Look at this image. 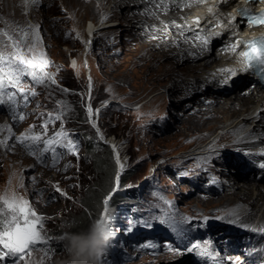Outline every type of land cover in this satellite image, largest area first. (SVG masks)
Masks as SVG:
<instances>
[{
	"label": "rangeland",
	"instance_id": "rangeland-1",
	"mask_svg": "<svg viewBox=\"0 0 264 264\" xmlns=\"http://www.w3.org/2000/svg\"><path fill=\"white\" fill-rule=\"evenodd\" d=\"M23 2L29 5L21 11L25 21L11 24L0 15V54L8 56L13 51L8 36L27 41L38 37L39 50L49 64L43 75L37 71L39 82L27 75L29 70L22 69L17 95L13 97L9 92L2 97L0 195L28 200L38 216H46L42 235L52 237L54 245L53 255L45 257L43 252H33L26 257V264H68L67 238L74 230L71 224L87 209L89 200L98 207L100 200L94 194L99 189L110 193L117 190L123 197L134 195L135 200L123 201L131 202L128 209L132 212L122 204L107 218L114 237L106 242L98 264H203L204 258L209 260L203 256L206 254L192 249L189 243L196 237L205 239L216 234L228 241L217 250H225L224 257H233L227 246L235 240L248 243L249 239L238 236L246 228L210 215L209 206L217 202H208L202 196L219 195L214 193L216 189L204 191L193 160L182 153L187 143L175 131L182 121L181 107L188 106L189 114L202 106L204 96L229 97L236 89L222 93L206 89L184 99L167 92L168 101L148 102L156 92L142 91V74L148 62L130 71L132 87L122 80L129 66L127 50L140 37L116 35L120 20L112 15L104 17L110 7L93 17L86 10L76 13L63 0ZM173 21L171 26L179 22ZM91 22L97 27L111 22L116 25L89 36L86 28ZM27 23L31 27L28 31ZM11 26L13 32L8 33ZM76 58L80 66L73 69L71 60ZM216 59L212 65L220 60ZM88 60L95 67L88 68ZM111 138L121 150L122 170L116 149L108 141ZM49 140L53 143L47 144ZM253 149L264 150V143L248 151ZM110 151L112 158H108ZM232 154L243 155L235 151ZM99 161H104L103 172H98ZM250 163L251 159L248 165L252 170ZM121 180L127 182L124 187L120 186ZM57 187L66 199L50 202L48 198L55 196L53 190ZM165 218L171 223H160ZM80 226L76 229L80 230ZM209 257L211 264L219 263Z\"/></svg>",
	"mask_w": 264,
	"mask_h": 264
},
{
	"label": "bare ground",
	"instance_id": "bare-ground-1",
	"mask_svg": "<svg viewBox=\"0 0 264 264\" xmlns=\"http://www.w3.org/2000/svg\"><path fill=\"white\" fill-rule=\"evenodd\" d=\"M63 2L76 13L86 10L93 17L110 7V12L104 17L112 15L120 20V27L117 28L120 32L116 35L140 37L135 45L127 50L129 66L122 80L124 85L132 87L133 75L130 71L141 63L148 62L144 75L142 74V91L144 94L156 91L148 102L168 101L167 92L174 94L177 99L187 98L195 92L204 93L206 89L212 90L213 93H222L229 89L228 82L231 76L227 71L221 70L239 68L237 53L219 55L214 50L210 52L202 43L203 37L198 38L197 33L189 29L187 22L184 21L188 11L187 5L179 4V0H63ZM26 6L29 7L23 0H0L2 8L0 15L11 24L16 20L23 22L26 15L21 14V11ZM176 19L179 22L171 26L172 21ZM214 24L216 22L211 21L207 26ZM115 25L116 23L111 22L97 27L91 22L86 28V33L92 36L100 29ZM28 27L29 23L26 24V30ZM7 31L13 32L12 26ZM113 42H110V45ZM216 58L220 60L212 65ZM71 61H74L72 66L76 68L80 66L77 58ZM229 64L235 66H228ZM87 67L93 68L95 64L88 60ZM250 79L251 76L246 75L236 80L234 89L236 92L237 89H241L239 94L235 92L229 97L204 96L202 106L189 114L186 112L188 106L181 107L182 121L176 125L175 135L186 141L187 144L183 147L185 152L182 153L189 154V159L193 160L199 178L203 181L201 185L204 191L216 189L214 193L219 195L215 198L202 196L208 202H217L209 206L210 215L230 224L245 227L246 231L239 233L238 236L243 235V239L249 241H259L264 239V184L250 180L252 176L254 180L256 171L251 170L248 164L249 159L251 161L255 159L262 149L250 151L248 149L264 143V92L254 91L250 96L242 95L247 92L246 85ZM130 92L133 94V89ZM5 101L7 102L6 98ZM178 103L174 104V108ZM173 111L176 114V111ZM108 141L116 148L118 167L122 170L124 161L120 154L121 150L115 140L111 138ZM226 150H230V153H226ZM233 151L243 155L232 154ZM210 184L216 186L209 187ZM201 229L209 233L205 227ZM227 242L216 234L205 239L196 237L189 244L192 249L206 254L207 256H203L211 261L212 258L209 256H212L215 263L218 261V264H234L233 260L237 254L233 257H224L225 250H217L219 245L225 246ZM244 244L247 246L248 243ZM193 245H198V248H193ZM260 253H253L250 258L261 260ZM222 259H226L227 262L221 261ZM209 260L204 258L203 264H211ZM236 264L251 263L240 255Z\"/></svg>",
	"mask_w": 264,
	"mask_h": 264
},
{
	"label": "snow or ice",
	"instance_id": "snow-or-ice-1",
	"mask_svg": "<svg viewBox=\"0 0 264 264\" xmlns=\"http://www.w3.org/2000/svg\"><path fill=\"white\" fill-rule=\"evenodd\" d=\"M245 2L264 4V0H245ZM240 16L246 26L264 25V15L256 16L249 14L248 9H243ZM4 35L8 36L7 33ZM8 40L11 42L10 46L13 51L8 56L0 54V106H4L2 98L4 94L10 92L13 97L17 95V86L22 83V69L29 70L27 75L31 76L32 80L39 82L41 77L37 75V71L43 75L49 64L45 53L39 50L38 37L35 40L27 41L8 36ZM202 43L206 45L208 41L202 38ZM239 44L240 40L237 39L234 43L227 45V48L235 51ZM244 48L246 50H241L239 54L243 58L246 69H255L256 74L264 79V37L245 42ZM221 71H227L232 76L236 74L229 69ZM19 92H23L22 87ZM33 139L37 138L33 137ZM20 143L23 144L24 141L21 140ZM52 143V140L47 141V144ZM260 167L264 168V163H261ZM56 191L60 192L61 195H66L58 187ZM109 198L104 200L106 207ZM41 219L30 207L28 200L15 195H0V264H4L5 260L8 261V264H26V257H31L33 252H43L45 257L54 254L53 238L42 235L43 224ZM160 223H171V221L165 218ZM95 225L107 242L111 238L112 232L106 215L95 221ZM172 226L174 227V225ZM192 247L198 248V245Z\"/></svg>",
	"mask_w": 264,
	"mask_h": 264
},
{
	"label": "clouds",
	"instance_id": "clouds-1",
	"mask_svg": "<svg viewBox=\"0 0 264 264\" xmlns=\"http://www.w3.org/2000/svg\"><path fill=\"white\" fill-rule=\"evenodd\" d=\"M53 193L55 196H49L48 198L50 202L57 201L58 199H62V201L66 199L65 195H61V193L57 192L55 189L53 190ZM90 193H93L92 189L90 190ZM57 195H60V197H56ZM87 200L88 199H86V201ZM104 200L105 199L102 201L101 207L98 205L97 208H95L89 200L86 205L87 209L77 217L75 223L71 224V228H74V230L72 229V235L67 238L66 246L70 254L68 264H98L99 257L103 252L105 244L107 243L101 236L100 231L97 229L95 221L105 215L108 218L111 214L117 212L116 205L110 206L108 204L106 207ZM90 209H95V211L92 213ZM45 219L46 216L41 219L42 224L45 223ZM79 226L80 230H77L76 228ZM110 239L108 241H110ZM33 264H35V262H33Z\"/></svg>",
	"mask_w": 264,
	"mask_h": 264
},
{
	"label": "trees",
	"instance_id": "trees-1",
	"mask_svg": "<svg viewBox=\"0 0 264 264\" xmlns=\"http://www.w3.org/2000/svg\"><path fill=\"white\" fill-rule=\"evenodd\" d=\"M106 146H107V144H106ZM107 154H108V158L109 157H111L112 158V152L110 151V153L109 152H107ZM101 159H103V158H101ZM100 160V159H99ZM103 163H104V161H102V162H96V164H97V166H98V172H103ZM112 165H113V167L115 168V162L113 161V159H112ZM110 172H112V171H110ZM112 180H113V175H112ZM110 181V177H109V179H108V182ZM107 182V183H108ZM111 183V182H110ZM106 194H108V190H98V192L97 193H95L94 195H96V196H98L99 197V205H100V207H101V205H102V201H103V199L105 198V196H106ZM117 200H118V197L116 196L115 198H113V200H112V204L113 205H116V202H117Z\"/></svg>",
	"mask_w": 264,
	"mask_h": 264
}]
</instances>
